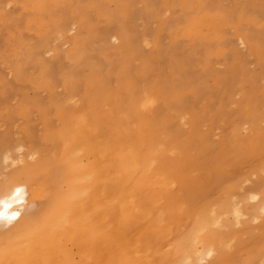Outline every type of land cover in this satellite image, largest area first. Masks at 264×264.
<instances>
[{
    "label": "bare ground",
    "instance_id": "bare-ground-1",
    "mask_svg": "<svg viewBox=\"0 0 264 264\" xmlns=\"http://www.w3.org/2000/svg\"><path fill=\"white\" fill-rule=\"evenodd\" d=\"M145 1L148 3L147 15L153 17L159 16V10L171 13L176 7L180 8L179 16H174L171 21L164 20V28L169 30L172 39L169 52L163 54L159 40H153L159 50V57L155 60L159 67L156 81L143 87L133 78L129 63L142 60L139 77L152 70V63L140 53L137 48L139 39L131 35L125 24V19H132L134 15L129 9L130 0H115V12L98 3L95 7L100 13L110 21L119 22V32L112 36L119 45L108 49L105 55L114 66L112 72L101 75L100 66L89 63L87 41L75 39L74 50L68 56L76 61L77 67L88 64L91 73L86 79L87 90L71 113H64L56 105L57 116L63 122V125L59 124L62 126L60 135L47 132L49 148H38L32 153L35 158L32 164L29 161V165L24 164L16 171H3L2 166L12 160L11 155L0 157V201L4 202L0 203V212L5 214L0 219V264H250L264 256V219L261 225L263 234L249 249L238 242L240 236L231 228V221L241 222L248 211L242 203L232 199L236 198L233 196L236 185L227 186L221 202H208L211 188L219 184L229 164H238L248 154L253 158L259 154L258 146L264 138L261 126L264 111L259 109L256 99L258 83L260 79L264 80V75L247 76L251 89L243 93L239 101L243 120L255 133L253 141L248 144L249 150L237 145L243 141L237 136V129H233L230 137L223 138L219 148L212 150L210 157L202 156L199 150L208 137L199 133L198 125L203 118L216 120L214 118L219 115L224 116L222 108L213 114L207 110L202 116L195 111L190 118L186 117L191 127L184 131V113L167 115L165 122L156 128L138 101L143 97L151 117L157 107L186 108L187 102L181 98L185 95L180 94L184 88L194 101L202 98L205 86L203 83L194 86L190 80L189 58L173 65L169 76L162 82L163 67L176 59V39L187 33L201 48L198 41L201 30L214 36L218 45L216 56L227 60L224 29L233 27L242 43L264 61V40L244 28L245 24L260 25L264 19L263 10H259L261 16L251 20L246 7L234 17L232 10L222 8L219 0H193L191 3L163 0L162 7L152 0ZM48 2L36 0V12L53 13ZM190 9H197L196 16L190 15ZM79 15L80 27H84L87 17L83 11ZM54 16H57L56 21L59 19L55 31L60 32L65 20L60 15ZM36 23L44 27L38 19ZM198 51L196 48L190 53ZM230 53L232 63L227 74L215 82L216 89L224 93L232 90L231 80L244 71L238 52L232 48ZM210 54L214 53L207 46L203 55ZM162 57L166 58L164 65L160 64ZM110 74L119 79L120 94L106 90L105 83ZM53 76L51 67L42 64L38 83L49 88ZM65 78L73 94L79 81L72 72L66 73ZM102 96L111 99L113 108L127 101L123 108L128 114L140 115L141 122L132 128L133 132L124 133L118 123L102 119L99 114ZM41 117L48 125L45 110H42ZM173 118H178L181 133L164 141L165 132L162 130L172 123ZM72 121L78 126L74 127ZM127 122L131 123L130 117ZM228 148L233 150L229 152ZM26 151L23 153L25 158ZM263 171L264 156L254 174ZM14 185L23 188L18 199L13 196ZM257 186L259 193H251L250 198L255 204L249 210L255 216H264V181ZM5 204L9 206L5 207ZM14 212L20 215L14 220L9 219ZM230 214L234 218L231 216L228 221L226 218ZM223 249L225 253H222ZM209 252H212L211 256ZM260 264H264V260Z\"/></svg>",
    "mask_w": 264,
    "mask_h": 264
},
{
    "label": "rangeland",
    "instance_id": "rangeland-1",
    "mask_svg": "<svg viewBox=\"0 0 264 264\" xmlns=\"http://www.w3.org/2000/svg\"><path fill=\"white\" fill-rule=\"evenodd\" d=\"M161 1L163 0H152L151 2L162 7ZM192 1L187 0L189 3ZM219 1L222 8L232 10L234 17L244 7L251 14L249 17L251 20L261 16L259 10H263L262 13H264V0ZM98 3L112 12L116 11L117 3L115 0H49L48 4L51 10L54 9L53 13L47 11L45 13H37L36 6L38 3H36V0H0V157L9 154L12 158L11 161L7 162L8 165L4 164L2 166L5 173L16 171L20 167L22 168L24 164L29 165L35 159L34 155H32L33 152L49 148L50 142L46 140L47 132L55 136L60 135L62 126L59 124L63 125L62 120L57 116L56 105L64 113H71L76 108V102L80 103L81 96L86 92V79L91 73V68L88 64L77 67L76 61L68 56L69 52L72 49L74 50L75 39L83 40V42L87 41L90 51L88 53L89 63L90 65L96 63L100 66L101 75H107L112 72L111 70L114 66L110 60L106 59L105 55L108 49L119 45V42H114L115 37H112L119 32V22L110 21L105 15L100 13V9L95 7ZM147 6L148 3L145 0H130L129 9L134 11V15L132 19H125V24L131 35L139 39L137 48L140 53L152 63V70H148L144 77H139L138 75L142 60L136 59L129 63L130 67H132L135 83L143 87L156 81L159 70L158 63L155 62L156 58L158 59L159 57V50L156 48L157 45H155L154 41L156 38L159 40L163 54L169 52L172 39L170 38L169 30L164 28V23L166 20L171 21L174 16L180 15V8L176 7L171 13L162 9L159 10V16H149L146 12ZM210 9L215 10L216 8ZM190 10L191 16H196L198 13L197 9ZM80 11L84 12L88 20L84 27H80ZM54 15H60L65 20L64 29L60 32L55 31L56 23L59 19L56 21L57 16ZM200 17L204 16L201 15ZM191 18L196 19L195 17ZM37 19L45 27H43L44 29L38 26V23H36ZM263 22L264 19H262L260 25L245 24L244 28L253 36L264 40ZM73 24L74 26H71ZM224 35L226 37L225 51H227V60L216 56L218 45L213 39L214 36L201 30L198 34V41L202 48L198 47L192 41L191 34L187 33L184 37L176 39V45L178 46V51L174 54L176 59L172 60L171 64H166L162 69V82H164L169 76L173 65L181 64L183 60H188L189 58L187 68L190 80H192L194 86L202 83L205 86L202 98L194 101L192 95L187 93L188 90L184 88L180 91V94L185 95L181 98H185L188 108L174 107L173 109H165L157 107L151 117L147 113L143 97L138 98V101L145 109V116L156 128H159L165 122L167 115L171 117L184 113L185 126H182V129L189 131L191 126L186 117L190 118L195 111L202 116L207 110L213 114L216 110L222 108L224 116L219 115L214 118L216 120H212L213 118L210 117L203 118L198 125L199 133L208 137L206 143L199 150L202 152L203 157H210L212 150L218 149L220 142L223 138H228V135L230 137L233 129H237V136L243 141V143L237 144L243 150H249L248 144L253 141L255 135L243 120L239 110V101L243 93L251 89L247 76L257 75L262 77L264 75V61L242 43L233 27L226 26ZM207 46L215 55H203ZM196 48L199 51L196 54H191L190 50ZM232 48L238 52L240 59L243 61L244 71L238 73L231 80L232 90L224 93L216 89L215 82L217 78L227 74L228 66L232 63L230 53ZM43 53L45 55L42 56ZM160 60L162 61L161 65L166 63V58L162 57ZM42 64L49 65L54 71L52 85L49 88L38 83ZM115 68H118V65ZM69 72L74 73L79 81L78 89L73 94L70 93L69 84L65 80V74ZM118 80L114 74L107 76L105 84L109 93L112 94L117 91L120 94L121 86ZM258 89L259 93L257 94L256 102L259 105V109L264 111L263 79H260ZM124 103H127V101L113 108L111 99L102 96L99 114L103 120L118 123L124 133L127 131L133 132L134 129L132 128L138 126L141 122L140 115H129L123 108ZM42 110L47 112L48 125L45 124L41 117ZM52 111H56V113ZM127 117H130L131 123L127 122ZM177 121L178 118H173L172 123L162 130L165 132L163 134L164 141H167L169 137H177L181 133ZM72 123L74 127L78 126L75 121H72ZM46 126H48V129ZM261 126L264 128V122ZM244 127L246 128L244 129ZM60 147L61 144L58 145L59 151L61 150ZM12 149L14 152H12ZM232 150L233 148H230L229 152ZM258 150L259 154L254 158L251 157V154H248L238 164L233 163L226 167V174L220 178L219 184L211 188L208 202H221L222 196H224L222 193L227 190V186L233 184L237 186V189L233 192V196L236 198L233 197L232 199L235 202L242 203L243 207L248 208V211H250L249 207L255 204L250 198L251 193H259L257 184L264 181V171L262 172L263 174H254V172L258 171L261 159L264 156V138L258 146ZM24 151L27 152L26 158L23 157ZM14 156L16 157L15 159ZM244 179L246 180L245 182ZM245 199H248V201ZM248 211L243 217L245 220L241 218V222L232 220L230 223L235 234L237 233L240 236L238 242H242L243 247L247 249L252 248L254 243L260 240L263 234L261 225L264 219V216L259 214L255 216L253 213L251 214L252 211L250 213ZM231 216L232 214L226 219L230 221L233 217ZM242 237H244V240H241ZM224 250H222V253H225ZM242 255L245 256V253H242ZM262 260H264V256L250 264H260Z\"/></svg>",
    "mask_w": 264,
    "mask_h": 264
},
{
    "label": "snow or ice",
    "instance_id": "snow-or-ice-1",
    "mask_svg": "<svg viewBox=\"0 0 264 264\" xmlns=\"http://www.w3.org/2000/svg\"><path fill=\"white\" fill-rule=\"evenodd\" d=\"M13 187H14L13 196H14V198H17L18 199L20 197V193L23 191V188H21L19 185H14ZM0 203H4V202L3 201H0ZM7 206H9V205L5 204V207H7ZM19 215H20L19 212H14L12 214V216L9 217V219L14 220ZM4 216H5L4 212H0V219H3ZM208 255L211 256L212 255V252H209Z\"/></svg>",
    "mask_w": 264,
    "mask_h": 264
}]
</instances>
